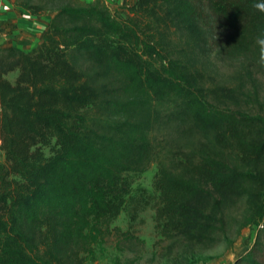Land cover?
Segmentation results:
<instances>
[{
	"label": "trees",
	"instance_id": "trees-1",
	"mask_svg": "<svg viewBox=\"0 0 264 264\" xmlns=\"http://www.w3.org/2000/svg\"><path fill=\"white\" fill-rule=\"evenodd\" d=\"M12 1L50 17L33 52L0 44V264L92 260L152 162L169 264L240 202L256 232L233 264H264V0Z\"/></svg>",
	"mask_w": 264,
	"mask_h": 264
},
{
	"label": "rangeland",
	"instance_id": "rangeland-1",
	"mask_svg": "<svg viewBox=\"0 0 264 264\" xmlns=\"http://www.w3.org/2000/svg\"><path fill=\"white\" fill-rule=\"evenodd\" d=\"M133 1L127 0L124 4L104 2L117 14L119 5L131 4ZM216 64L218 73L225 74L232 70L236 62L216 60ZM16 74V71H12L6 77L14 81ZM168 133L167 129H159L152 133V137L162 139ZM42 149L46 155L49 154L48 147ZM3 160L4 154L0 150V162ZM156 170L157 164L152 162L144 172L129 173L132 185L125 205L109 224V231L102 241L94 246V258L85 264H169V259L164 255L167 241L160 234L155 221L159 203V194L153 187ZM247 213L248 208L242 202L229 208L227 215L230 223L225 239L213 247L200 250L192 257L191 264H233L249 248L255 236L254 225L239 229V224ZM114 228L120 231L117 232ZM125 231L133 238L125 240L121 235Z\"/></svg>",
	"mask_w": 264,
	"mask_h": 264
},
{
	"label": "crops",
	"instance_id": "crops-1",
	"mask_svg": "<svg viewBox=\"0 0 264 264\" xmlns=\"http://www.w3.org/2000/svg\"><path fill=\"white\" fill-rule=\"evenodd\" d=\"M124 4L127 0H104ZM48 14L33 15L14 5L12 0H0V44L15 45L33 52L46 29Z\"/></svg>",
	"mask_w": 264,
	"mask_h": 264
},
{
	"label": "clouds",
	"instance_id": "clouds-1",
	"mask_svg": "<svg viewBox=\"0 0 264 264\" xmlns=\"http://www.w3.org/2000/svg\"><path fill=\"white\" fill-rule=\"evenodd\" d=\"M257 7H259L261 10H264V2L257 4Z\"/></svg>",
	"mask_w": 264,
	"mask_h": 264
},
{
	"label": "built area",
	"instance_id": "built-area-1",
	"mask_svg": "<svg viewBox=\"0 0 264 264\" xmlns=\"http://www.w3.org/2000/svg\"><path fill=\"white\" fill-rule=\"evenodd\" d=\"M0 143H1V141H0Z\"/></svg>",
	"mask_w": 264,
	"mask_h": 264
}]
</instances>
